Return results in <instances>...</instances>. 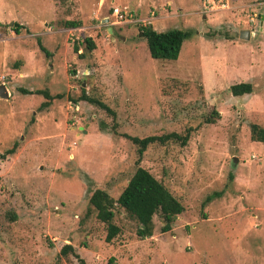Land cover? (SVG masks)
Segmentation results:
<instances>
[{
	"label": "rangeland",
	"instance_id": "1",
	"mask_svg": "<svg viewBox=\"0 0 264 264\" xmlns=\"http://www.w3.org/2000/svg\"><path fill=\"white\" fill-rule=\"evenodd\" d=\"M226 2L228 9L201 14L199 0H0V80L8 92L0 98V154L15 143L0 157V264H78L58 255L64 243L85 264L109 257L116 264H264V144L248 137L250 124L264 127V0ZM110 6L136 18L151 13L156 31L191 34L174 60L152 59L140 25L113 18ZM70 19L79 25L64 28ZM12 22L21 25L17 34ZM241 29L247 40L237 37ZM237 82L251 92L231 95L227 87ZM79 88L113 115L71 101ZM39 91L51 96L45 107ZM206 115L212 122H202ZM187 127L184 145L155 141L139 157L122 135ZM136 166L182 211L163 232L153 214L144 238L134 234L133 219L114 212L119 231L104 242V224L87 209L89 191L115 198Z\"/></svg>",
	"mask_w": 264,
	"mask_h": 264
},
{
	"label": "trees",
	"instance_id": "2",
	"mask_svg": "<svg viewBox=\"0 0 264 264\" xmlns=\"http://www.w3.org/2000/svg\"><path fill=\"white\" fill-rule=\"evenodd\" d=\"M54 1L63 3L65 0ZM62 25L64 28H74L79 25V21L72 19L63 20ZM20 27V24L12 22L10 29L16 34ZM138 30L140 37L144 40L148 56L152 59L159 60H174L177 57L181 42L191 34V30L180 28H168L156 31L148 24L139 26ZM79 42H76V45H72V50L74 52L77 51V44ZM81 42L84 43L86 49L90 50L93 48V44L88 37L82 38ZM38 49L44 54H47L46 50L40 44H38ZM79 89V94L75 98H71V101L75 102L77 100H82L97 106L110 116L113 115V111L102 101L86 95L82 88ZM19 90L22 93H29L24 89ZM227 90L231 95L236 96L250 93L251 86L248 82H237L230 84L227 87ZM37 91L38 90L35 92ZM39 92H41L45 98V101L41 102L42 107H45L51 96L49 97L44 91ZM201 120L203 123L212 122L209 115L203 116ZM99 128L101 129L100 126ZM189 131L190 128L187 127L183 134L168 132L160 135H148L141 138L126 134L122 135L131 143L137 145L136 153L137 157H139L145 146L155 141L159 144H163L166 141H173L177 142L179 145H184L188 138ZM248 137L251 141H257L264 144V127L258 126L254 123L250 124L248 127ZM14 147L15 143L5 149L4 152L0 154V157L12 153ZM135 161L137 162L138 158ZM227 180H231V174L227 175ZM223 191L224 188H221L206 194L201 205L212 198L219 197ZM86 202L88 212H92L93 218L103 223L105 226V233L103 236L104 242H109L119 231V228L112 223L114 212L120 211L128 218L133 219L136 222L134 234L139 238H144L151 235V216L153 214H157L160 218L162 223L160 225V231L163 232L169 229L175 216L182 211V206L168 192V190L148 171L140 166L134 168L115 198L109 196L103 189L94 188L89 191ZM115 208L116 210H114ZM12 217L13 215L11 218ZM57 253L63 257L70 254L77 260L78 264H85L83 259L74 252L73 246L69 243L62 244ZM104 264L116 263L112 257H109Z\"/></svg>",
	"mask_w": 264,
	"mask_h": 264
},
{
	"label": "built area",
	"instance_id": "3",
	"mask_svg": "<svg viewBox=\"0 0 264 264\" xmlns=\"http://www.w3.org/2000/svg\"><path fill=\"white\" fill-rule=\"evenodd\" d=\"M222 10V9H228V4L226 0H199V6L198 10L202 14L203 12H211L214 10ZM109 15H111L115 19L123 20L124 23L126 22H134L136 25L144 26L146 24H149L151 20L153 19L152 14L150 13L149 16L140 18H136V14L134 12H130L128 10H125V8L121 7L118 8L117 6H110L109 8ZM255 13L251 12L249 14V20H253L255 18ZM1 79V78H0ZM1 83V80H0Z\"/></svg>",
	"mask_w": 264,
	"mask_h": 264
},
{
	"label": "water",
	"instance_id": "4",
	"mask_svg": "<svg viewBox=\"0 0 264 264\" xmlns=\"http://www.w3.org/2000/svg\"><path fill=\"white\" fill-rule=\"evenodd\" d=\"M107 17L101 18V23H106ZM107 31L110 32V28L107 27ZM249 32L246 29H241L237 33V37L242 40L248 39ZM7 95L6 90L2 84H0V98H5ZM234 162V158L231 159V164Z\"/></svg>",
	"mask_w": 264,
	"mask_h": 264
},
{
	"label": "crops",
	"instance_id": "5",
	"mask_svg": "<svg viewBox=\"0 0 264 264\" xmlns=\"http://www.w3.org/2000/svg\"><path fill=\"white\" fill-rule=\"evenodd\" d=\"M260 19H261V16H260ZM11 23V22H10ZM260 23H261V21H259L258 22V26H259V29H260ZM12 31V30H11ZM18 33V32H17ZM16 33V34H17ZM15 34V33H14ZM1 40V39H0ZM42 46V45H41ZM43 47V46H42ZM44 48V47H43ZM72 48V47H71ZM45 49V48H44ZM73 51V50H72ZM74 52V51H73ZM47 54H45V56H46ZM1 78V77H0ZM0 84H2L3 86H4V84H3V82L1 81V83ZM4 88H5V86H4ZM19 89H23V88H18V91H20ZM5 90H6V88H5ZM24 90H26V91H28L29 93L31 92L29 89H24ZM37 89H33V91L32 92H35ZM21 92V91H20ZM6 93H7V95H8V92H7V90H6ZM22 93V92H21ZM23 94V93H22ZM7 95H6V97H7ZM5 97V98H6ZM4 98V99H5ZM2 99V98H1ZM50 99H51V97H50ZM50 99H49V101H50ZM14 149H15V147H14Z\"/></svg>",
	"mask_w": 264,
	"mask_h": 264
}]
</instances>
